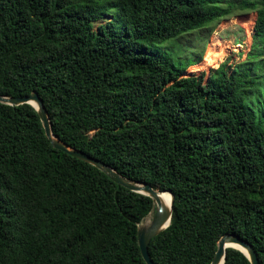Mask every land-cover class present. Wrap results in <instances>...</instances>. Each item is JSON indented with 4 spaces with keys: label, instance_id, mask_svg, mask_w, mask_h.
<instances>
[{
    "label": "trees",
    "instance_id": "trees-1",
    "mask_svg": "<svg viewBox=\"0 0 264 264\" xmlns=\"http://www.w3.org/2000/svg\"><path fill=\"white\" fill-rule=\"evenodd\" d=\"M220 1L0 0V95L38 93L61 141L173 193L154 264H211L226 234L264 264V108L247 102L256 78L227 63L184 77L195 64L178 66L169 46L231 17L234 3ZM238 5L257 13L264 41V0ZM152 209L55 149L32 105L0 103V264H146L138 227ZM225 264L251 263L228 249Z\"/></svg>",
    "mask_w": 264,
    "mask_h": 264
},
{
    "label": "rangeland",
    "instance_id": "rangeland-1",
    "mask_svg": "<svg viewBox=\"0 0 264 264\" xmlns=\"http://www.w3.org/2000/svg\"><path fill=\"white\" fill-rule=\"evenodd\" d=\"M241 0H221L219 5L232 7V15L218 23H213L206 28L194 30L170 41L169 46L176 55V64L187 67L184 77L206 75V80L213 69L227 63L230 73L237 71L238 76H244V68L250 69L251 76L256 78V86L249 90L248 103L256 110L264 108V62L255 69V65L264 59V52L251 60L255 49L264 50V41L255 39L256 12H246L239 9ZM112 3V0H109ZM114 14L105 15L94 24L95 30L101 25H107L113 21ZM201 60V61H200ZM200 61V62H199ZM199 62V63H198ZM197 63V64H196ZM247 63L248 65H245ZM196 72H192L193 70Z\"/></svg>",
    "mask_w": 264,
    "mask_h": 264
},
{
    "label": "water",
    "instance_id": "water-1",
    "mask_svg": "<svg viewBox=\"0 0 264 264\" xmlns=\"http://www.w3.org/2000/svg\"><path fill=\"white\" fill-rule=\"evenodd\" d=\"M0 103L9 106H22L26 104L32 105L38 112L46 136L55 149L63 151L64 153L71 155L72 157H75L85 163L94 166L95 168L106 174L115 183L125 187L126 189L152 199L153 209L148 217L144 220V222L141 223L138 227V241L142 257L146 264H154L149 253V245L154 238L164 232L171 224L174 204L173 193L170 191L161 192L155 190L150 184L132 181L120 175L110 165L101 162L100 160L86 154L83 151L72 148L61 141L52 131L50 115L48 114V111L45 108V104L38 93L34 92L27 97L20 98L5 97L0 95ZM162 193H168L171 196L170 210H167L160 200L159 196ZM150 218L151 220L149 221ZM228 249H236L241 251L249 259L251 264H260V260L255 248L250 243L245 242L235 234H226L220 238V240L218 241V250L211 264H225L226 253Z\"/></svg>",
    "mask_w": 264,
    "mask_h": 264
},
{
    "label": "bare ground",
    "instance_id": "bare-ground-1",
    "mask_svg": "<svg viewBox=\"0 0 264 264\" xmlns=\"http://www.w3.org/2000/svg\"><path fill=\"white\" fill-rule=\"evenodd\" d=\"M160 200L163 204V206L167 209V210H170L171 209V196L170 194L168 193H162L160 194ZM151 220V218L149 219V221ZM149 221H148V224H149ZM235 246V245H233Z\"/></svg>",
    "mask_w": 264,
    "mask_h": 264
}]
</instances>
